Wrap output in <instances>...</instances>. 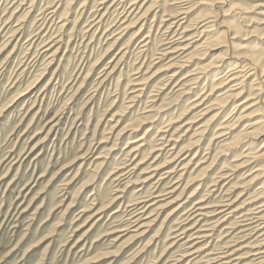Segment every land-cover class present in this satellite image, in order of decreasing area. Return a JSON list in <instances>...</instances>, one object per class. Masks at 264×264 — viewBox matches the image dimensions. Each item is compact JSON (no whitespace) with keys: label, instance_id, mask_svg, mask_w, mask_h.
Instances as JSON below:
<instances>
[{"label":"rangeland","instance_id":"rangeland-1","mask_svg":"<svg viewBox=\"0 0 264 264\" xmlns=\"http://www.w3.org/2000/svg\"><path fill=\"white\" fill-rule=\"evenodd\" d=\"M120 1L0 0V264H204L248 242L264 249L258 232L239 237L233 217L214 225L221 214L209 216L200 255L178 259L187 246L175 237L196 201L213 210L229 200L240 211L264 182V125H251L264 114V0H207L177 23L179 0ZM196 25L209 32L169 53L186 38L177 39L183 27L189 35ZM250 59L260 92L253 77L237 98L214 90L217 75ZM194 66L197 83L177 85ZM216 101L222 107L211 110ZM143 135L134 157L129 142ZM159 193L167 198L143 234L119 231L129 205Z\"/></svg>","mask_w":264,"mask_h":264},{"label":"bare ground","instance_id":"bare-ground-1","mask_svg":"<svg viewBox=\"0 0 264 264\" xmlns=\"http://www.w3.org/2000/svg\"><path fill=\"white\" fill-rule=\"evenodd\" d=\"M122 1L123 0H121L120 3ZM178 5H179L178 6V8H179V13H178L179 14L178 15L179 19L175 23L184 20L186 18V16L189 14V12L192 9L196 8L198 5H209V2H207V0H179V4ZM54 11L55 10L53 9L50 12L53 14ZM182 15H185V16H182ZM200 17H201V19L199 20V24L201 22H203L200 27H203L206 24H209L210 22H212L210 20V17H212V15L208 11H203L200 14ZM183 22H181V23H183ZM197 25H196L195 31L193 29L194 32L191 31L192 33L189 34V35H187V33L190 32L191 29H188V28L185 29L183 27V30L181 31V33H180V35H179V37L177 39H179V38L182 39L184 37H186V38L183 39L180 42H177L176 44H178V45L175 47L176 49L174 48L175 50L174 51H169V53L176 52V51H178V52L181 51V54L184 53L185 51L188 50L189 45L191 43H195L196 41L200 40L202 38V36L206 35V33L209 32L208 28H203L201 31H199V29H197ZM178 26H181L180 23L178 24ZM208 26H210V25H207L205 27H208ZM209 30H211V28ZM182 33H185V34H182ZM52 41L53 40H51V42ZM143 41H145V40L142 39L141 42L143 43ZM52 47L49 46L45 50H50V48H52ZM184 58H185L184 61H182L183 63H181L180 65L177 64L178 66H185L184 65L185 64L184 63L185 60L187 62V60L189 61V59H190V57H188V56H185ZM174 66L175 65L171 63V64L167 65V67L165 69H163V71L168 72L167 70L172 69ZM176 68H180V67H176ZM258 68L259 67L257 65V61L254 60V59H252V60L251 59L250 60H244V62L243 61H239L238 64L235 62V63H233V65L231 67L226 69L225 72L220 73L219 75H217L215 77L214 80L216 81V84H215V89L214 90H218L220 88H225L226 87V89L221 94H224L226 99L230 98V97H233V96H236L235 98H237V97H239V95L242 94V92L244 90V86L247 83V81L251 77H253V79H252L253 82H254L253 83L254 84V89L253 90H256L255 94H257V90H258V92H260L261 91L260 87L263 86L262 80L260 78L261 77V71H259L260 68L259 69ZM179 72L180 71L175 69L171 73H168V75L166 77V81L167 82H173L176 79V77L179 74ZM201 72H202V70H201L200 67L194 66V68L192 70H190V72L187 75H185L184 77L181 78L183 81L181 80V81L177 82V85H179L181 82H184V83H182V85H184L187 82L192 83V84L197 83V80H199L202 77L200 75ZM177 85H175V86H177ZM257 87H259V88H257ZM142 88L138 87V89H136L135 92L137 93V95H136L137 97H139V94L141 93ZM236 90H239V91L234 93ZM210 94H213V93H208V95H210ZM225 97H223V98H225ZM206 98L207 97L204 96L201 101L195 103L194 106H192L191 108H195L196 106H199L201 104L200 102H202ZM249 98L252 99L253 97H249ZM194 100L196 101L197 99L195 98ZM247 100L248 99L245 98L244 100L239 101L235 106H243ZM254 104H257V102L254 103ZM222 105H223V102L216 101L215 103H213L211 110H215V109L219 110L222 107ZM244 110H246V109L243 108L240 112H243ZM218 112L219 111H217L215 113V115L218 114ZM259 114L261 115V113H259ZM241 117L242 116H237L236 117V119H235V123H236L235 127L239 124V121L241 120ZM258 123H261V124L264 125V114H262L260 116V118L257 119L256 121H253L251 123V125L258 124ZM185 124H187V123H185ZM246 126H248V125H246ZM226 128L229 129L227 126H220L218 130L226 129ZM147 130H149V128ZM244 131H247V127L244 128ZM226 134H227L226 132H219L218 135L215 136V140H216V138H221L222 137V139H221V141H222L225 138ZM129 143H133V145L130 146V149H129L128 153H131V155H134V153H136L137 151L140 150V146H143V144L146 143V137H144V135L140 136L139 138H136L133 141H130ZM263 146H264V143L261 145V148ZM246 150H247V148H246ZM243 156H248V155H243ZM134 157H135V155H134ZM257 158H258L257 153L253 154L252 156H250V160H252V161L256 160ZM129 164H132V163H129ZM137 164H138V162L135 163L133 166H136ZM183 168H185V167H183ZM157 170H159L158 167L154 168V169H151L148 172L146 171L147 175L144 177L143 182H145V181L148 182L149 180L155 178V176L157 175ZM257 170H259V169L257 168ZM171 172H172V170H170V171L168 170L166 173L170 174ZM228 176L229 175H225L223 178H228ZM257 178H258V174H257ZM158 180H160V179L158 178ZM212 185H215V184H212ZM166 194L167 193H159V194H156L154 196H152V194H149V195H147L146 199L145 198L141 199V201L137 200L135 203H132L133 205H129V206H132V207H130V210H129L130 212L127 214L128 217H126V218H128V220H127L128 225L126 226V228L124 227L123 229L121 228V230L119 229V231H122V232L132 231L133 234H136L135 237H139L141 234H143L145 232L144 229L146 227H149L150 226V222L152 220H154V218L150 219V217L153 216L152 212H154L156 209H158L160 211V208L163 206V204H158V203L159 202L162 203L164 200H166V198H167V197H165ZM255 195L257 197L253 198L251 201L250 200L247 201L243 206L240 207L241 208L240 211H237V209H235V208L234 209H230L231 208L230 206L232 205V202H230L229 200L226 201V202L223 201L224 203L221 204V205H218V206L216 205L219 208H215L213 210H207L210 206L204 205V200L196 201L194 203V206H192L188 210V211H190L191 209H193V211L188 214L189 217L191 216L190 219H189V220H191V221H189V223L191 222L190 225L188 227H183L179 231V233L177 232L178 234L177 233L175 234L176 239L179 238L178 240H182V239L184 240V238H185L184 244H185V246H187L186 247L187 249H185V253L184 254L182 253V255H180V257L178 259L194 255L196 253H199L202 250L204 251V248H206V247H202V248L198 249L197 246H198L199 242H201L203 240H206L210 236L208 231H210L212 228L211 229L209 228L211 226H209V227L208 226L205 227V226L208 225L207 221L210 220L208 218H209V216H212V215H214V216L217 215L218 216V215L221 214L216 219V221L213 222L214 225L219 224V222L225 223L228 220H230L231 217H233V219H236V222L232 223V225L240 226V229H241L239 231V233L241 234L239 236L240 238L246 239V238H248L247 236H251L252 237L257 232H258V234H257L258 237L264 236V201H262L261 203H257L259 199L264 197V182H262V185L258 186V188L256 189V194ZM162 196L165 197V198L163 199ZM119 197H116V198H119ZM160 197H162V199ZM150 200H153L152 202H150L151 204H146L147 201L149 202ZM176 200H179V199H176ZM185 201L180 202L179 205L175 206V208L173 210L176 211L178 208L183 207ZM166 204H168V203H166ZM166 204H164V206ZM169 204H173V201H169ZM150 206L153 207V208H151V210L146 215L145 212L149 209ZM218 209H220V210H218ZM102 210H104V209H99L98 208V210L94 214H100V212ZM236 212H237L238 215H236L234 217V214ZM187 221H188V219H187ZM180 225H182V224H180ZM230 228H235V227L226 226V229H230ZM198 239H202V240L198 241ZM260 239L264 241V237H262ZM175 242H176V240H175ZM250 244L251 243L248 242V243H246V245H243V247L239 246L237 249H226L224 251H220V252H218L216 254L215 257L212 256L213 258H210V259H212L211 262H214L215 264L217 262H220L219 264H239L242 260L247 259V260H249V262H251L250 264H264V249H262V246H261L263 243H258L257 242V244L255 243L256 245H252V246ZM241 245H242V243H241ZM244 247H247V249L245 248V250H244L243 249ZM237 250H240L241 253H237L236 254ZM242 250H244V251H242ZM185 254H187V255H185ZM198 255H200V253ZM235 255H237V256H235ZM174 260H177V259H174ZM209 260L207 262H209ZM206 263H204V264H206Z\"/></svg>","mask_w":264,"mask_h":264}]
</instances>
